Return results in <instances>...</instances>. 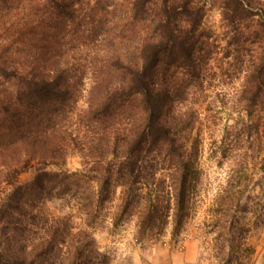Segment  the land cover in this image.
<instances>
[{
	"label": "trees",
	"instance_id": "obj_1",
	"mask_svg": "<svg viewBox=\"0 0 264 264\" xmlns=\"http://www.w3.org/2000/svg\"><path fill=\"white\" fill-rule=\"evenodd\" d=\"M208 6L223 53L254 58L242 95L264 109V0H0V264H110L93 235L107 215L133 221L140 244L183 231L201 180ZM232 187L203 226L220 264H245L252 209Z\"/></svg>",
	"mask_w": 264,
	"mask_h": 264
},
{
	"label": "rangeland",
	"instance_id": "obj_2",
	"mask_svg": "<svg viewBox=\"0 0 264 264\" xmlns=\"http://www.w3.org/2000/svg\"><path fill=\"white\" fill-rule=\"evenodd\" d=\"M204 24L213 32L214 51L202 87L206 98L198 107L201 180L192 219L179 235L172 236L168 225L160 239L140 244L133 221L114 227L107 215L93 235L98 249L110 256V264H220L212 248L216 229L208 231L203 225L215 198L227 195L231 182L234 190L244 188L241 202L247 201L252 209L245 216L250 220L248 241L254 251L245 264H264V109L247 107L242 95L247 82L244 66L254 58L249 53L241 63L234 54L223 53L226 27L216 7L208 6ZM80 166L79 156L69 157L65 165L70 170ZM30 175L24 172L20 180ZM254 219L258 222L252 224Z\"/></svg>",
	"mask_w": 264,
	"mask_h": 264
},
{
	"label": "crops",
	"instance_id": "obj_3",
	"mask_svg": "<svg viewBox=\"0 0 264 264\" xmlns=\"http://www.w3.org/2000/svg\"><path fill=\"white\" fill-rule=\"evenodd\" d=\"M185 244H187V243H185ZM187 251H188V250L186 249L185 252H187Z\"/></svg>",
	"mask_w": 264,
	"mask_h": 264
}]
</instances>
